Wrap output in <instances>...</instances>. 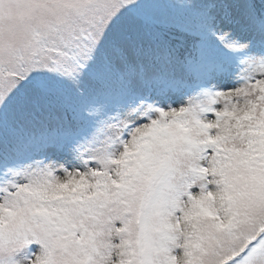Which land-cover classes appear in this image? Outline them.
<instances>
[{"label":"snow or ice","instance_id":"snow-or-ice-1","mask_svg":"<svg viewBox=\"0 0 264 264\" xmlns=\"http://www.w3.org/2000/svg\"><path fill=\"white\" fill-rule=\"evenodd\" d=\"M0 264H264V0H0Z\"/></svg>","mask_w":264,"mask_h":264}]
</instances>
